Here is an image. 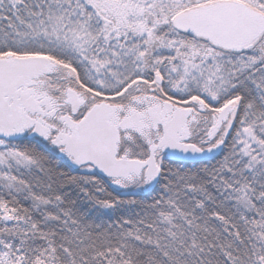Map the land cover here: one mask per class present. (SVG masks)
<instances>
[{
  "label": "snow or ice",
  "instance_id": "1",
  "mask_svg": "<svg viewBox=\"0 0 264 264\" xmlns=\"http://www.w3.org/2000/svg\"><path fill=\"white\" fill-rule=\"evenodd\" d=\"M0 264H264V0H0Z\"/></svg>",
  "mask_w": 264,
  "mask_h": 264
}]
</instances>
